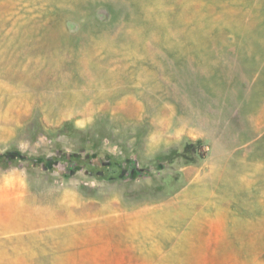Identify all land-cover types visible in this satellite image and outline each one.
<instances>
[{"label": "rangeland", "instance_id": "374dc122", "mask_svg": "<svg viewBox=\"0 0 264 264\" xmlns=\"http://www.w3.org/2000/svg\"><path fill=\"white\" fill-rule=\"evenodd\" d=\"M160 1L0 0V264H264V0Z\"/></svg>", "mask_w": 264, "mask_h": 264}, {"label": "bare ground", "instance_id": "6f19581e", "mask_svg": "<svg viewBox=\"0 0 264 264\" xmlns=\"http://www.w3.org/2000/svg\"><path fill=\"white\" fill-rule=\"evenodd\" d=\"M150 1L151 5H150V9L154 10L156 8H158L160 5H161V1L160 0H148ZM187 8V9H186ZM186 9V10H185ZM190 8L184 6L180 8L179 12L175 15L174 17V21L175 23H181L183 27L188 26L190 23V21L192 20H197V18L199 19L198 17V14L196 13L195 10H192L190 11L189 10ZM221 14V12H220ZM219 14V16H220ZM160 15V23L158 24L159 25V28L160 30L164 31L165 30V24L167 23V21L169 20H172L173 21V17H171V15L169 13H167L166 11H162L159 13ZM229 18L228 17H225V19H223V22L227 23V21L225 20H228ZM221 20V19H220ZM200 22L199 23H196V26L195 27H192L190 30H189V34L187 35L188 37L190 36H196L198 39L201 38L205 33H203L202 30H205V28H212V24L213 22L211 21H207V22H203L202 20H199ZM199 24V25H198ZM209 30V29H208ZM55 40H58V39H55ZM54 42V41H53ZM46 43V42H45ZM48 43V42H47ZM59 43V42H58ZM51 44V43H49ZM57 44V43H56ZM48 45V44H47ZM53 45V44H52ZM55 45V44H54ZM49 47V45H48ZM56 47V46H55ZM50 48V47H49ZM50 51V50H49ZM51 53V52H50ZM55 54V53H54ZM28 63V62H27ZM26 64V63H25ZM25 67V66H24ZM23 70V69H22ZM24 71V70H23ZM47 74V72H46ZM77 94L76 93H72L71 95H69L67 98H66V103L67 105L69 104H73V101H77Z\"/></svg>", "mask_w": 264, "mask_h": 264}, {"label": "trees", "instance_id": "16d2710c", "mask_svg": "<svg viewBox=\"0 0 264 264\" xmlns=\"http://www.w3.org/2000/svg\"><path fill=\"white\" fill-rule=\"evenodd\" d=\"M17 155L15 153H10V152H3L0 153V166H5L8 163H11Z\"/></svg>", "mask_w": 264, "mask_h": 264}, {"label": "crops", "instance_id": "0c3cea01", "mask_svg": "<svg viewBox=\"0 0 264 264\" xmlns=\"http://www.w3.org/2000/svg\"><path fill=\"white\" fill-rule=\"evenodd\" d=\"M254 1H255V3H256L258 0H253V2H254ZM250 11H251L250 9L247 10L248 13H249ZM247 12H241L242 16L240 17V20L243 19V18H245V15H246ZM248 16H249V14H248ZM240 35H243V32H241ZM146 219H150V217H148V218L146 217ZM29 220H30V217H29ZM150 220L153 221L152 218H151ZM10 222H13V223H19V224H20V221L16 222V217H12V218L10 219ZM26 222H28V220H26ZM26 222H23L22 225H25ZM19 224H18V226H19Z\"/></svg>", "mask_w": 264, "mask_h": 264}]
</instances>
